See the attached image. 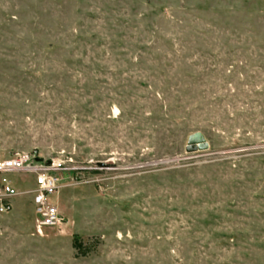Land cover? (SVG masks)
Segmentation results:
<instances>
[{
  "label": "rangeland",
  "instance_id": "obj_1",
  "mask_svg": "<svg viewBox=\"0 0 264 264\" xmlns=\"http://www.w3.org/2000/svg\"><path fill=\"white\" fill-rule=\"evenodd\" d=\"M16 150L72 158L68 221L39 232L17 199L0 264H264V0H0Z\"/></svg>",
  "mask_w": 264,
  "mask_h": 264
},
{
  "label": "built area",
  "instance_id": "obj_2",
  "mask_svg": "<svg viewBox=\"0 0 264 264\" xmlns=\"http://www.w3.org/2000/svg\"><path fill=\"white\" fill-rule=\"evenodd\" d=\"M71 157L62 155L44 157L36 151L16 150L0 158V214L13 211L16 200L30 195L37 217V229L61 228L68 220L55 202L61 185V175L71 170ZM20 174L33 177V186L21 190L14 179Z\"/></svg>",
  "mask_w": 264,
  "mask_h": 264
},
{
  "label": "water",
  "instance_id": "obj_3",
  "mask_svg": "<svg viewBox=\"0 0 264 264\" xmlns=\"http://www.w3.org/2000/svg\"><path fill=\"white\" fill-rule=\"evenodd\" d=\"M207 148H208V143L202 133L197 132L189 137L188 145L186 147L188 152L204 150Z\"/></svg>",
  "mask_w": 264,
  "mask_h": 264
},
{
  "label": "trees",
  "instance_id": "obj_4",
  "mask_svg": "<svg viewBox=\"0 0 264 264\" xmlns=\"http://www.w3.org/2000/svg\"><path fill=\"white\" fill-rule=\"evenodd\" d=\"M73 247L77 251V255L79 256H87L93 251V249H95L91 248L89 244H84V242L78 237L74 238Z\"/></svg>",
  "mask_w": 264,
  "mask_h": 264
},
{
  "label": "crops",
  "instance_id": "obj_5",
  "mask_svg": "<svg viewBox=\"0 0 264 264\" xmlns=\"http://www.w3.org/2000/svg\"><path fill=\"white\" fill-rule=\"evenodd\" d=\"M34 207V206H33Z\"/></svg>",
  "mask_w": 264,
  "mask_h": 264
}]
</instances>
